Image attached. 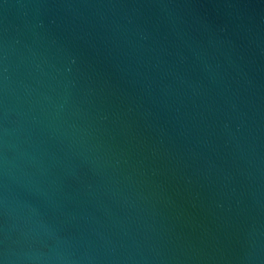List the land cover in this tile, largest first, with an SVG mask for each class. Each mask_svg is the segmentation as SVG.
Here are the masks:
<instances>
[{
    "label": "water",
    "instance_id": "obj_1",
    "mask_svg": "<svg viewBox=\"0 0 264 264\" xmlns=\"http://www.w3.org/2000/svg\"><path fill=\"white\" fill-rule=\"evenodd\" d=\"M0 264H264V0H0Z\"/></svg>",
    "mask_w": 264,
    "mask_h": 264
}]
</instances>
